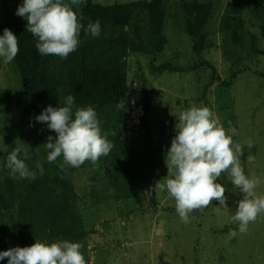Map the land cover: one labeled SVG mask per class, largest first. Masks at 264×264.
I'll return each instance as SVG.
<instances>
[{"label": "rangeland", "instance_id": "obj_1", "mask_svg": "<svg viewBox=\"0 0 264 264\" xmlns=\"http://www.w3.org/2000/svg\"><path fill=\"white\" fill-rule=\"evenodd\" d=\"M95 1L113 4L138 0ZM180 1H164L168 16L163 29L166 38L163 50L155 57L141 52L131 54L127 60L128 84L134 86L137 82L139 92L140 85L145 83L151 98L147 121L153 146L152 164L145 162L146 169L139 177L131 178L129 185L119 180L116 199L111 187L106 191L105 176L98 164L74 173L79 205L90 230L86 238L70 242L81 245L86 264H264V217L251 223L246 233L229 239L231 230L238 232V224L231 223L230 216L235 214L237 201L243 194L232 186L226 173L217 182L226 187L229 208H218L219 201H214L203 212H193L187 224L181 222L175 211L174 200L155 188L156 181L168 173L165 157L176 135L175 115L193 106L210 108L225 129L231 121L237 132L233 140L244 147L241 163L245 174L264 181V38L259 37L255 53L249 52L248 35L244 40L247 51L234 45L220 30L221 17L229 0H215V10L207 27L209 46L204 58L216 66L221 80L229 81L238 71L231 86H222L229 91L227 96L225 90L219 89L222 88L219 81L212 80L209 67L189 69L199 59L193 54L190 36L184 32L183 25L178 24ZM22 3L23 0H0V18L7 12L15 13ZM250 29L258 36V27ZM236 48L243 55V61L233 67L231 63L235 58L228 59V53H234ZM164 62L181 70L155 68ZM16 71L14 60L6 64L0 58V149L7 150L8 134L15 140V148L22 143L30 145L29 155L32 153V156L25 162L35 171L37 162L33 149L42 123L35 121L38 115H26L18 109L13 97L19 86ZM225 100L231 104L222 108ZM100 121L102 130L107 132L108 127L103 125L108 122ZM108 139L111 140L110 135ZM248 140L253 141L251 149L246 146ZM137 148L141 147L137 145ZM12 151H7L8 156ZM249 154L255 156L251 164L247 162ZM3 156L4 153H0V173L19 177L7 167L8 156L6 159ZM257 192L264 194V183ZM94 193L101 198L99 206L91 200ZM228 225L233 228L225 230Z\"/></svg>", "mask_w": 264, "mask_h": 264}, {"label": "trees", "instance_id": "obj_2", "mask_svg": "<svg viewBox=\"0 0 264 264\" xmlns=\"http://www.w3.org/2000/svg\"><path fill=\"white\" fill-rule=\"evenodd\" d=\"M164 1L102 4L86 0L81 8L75 10L85 17L82 21L85 27L89 21L94 23L98 20L101 34L92 37L82 30L78 49L66 59L41 55L35 47L37 39L26 31L27 21L17 16L16 12H7L0 18V35L5 28H9L19 41V53L14 58L19 86L13 97L22 113L40 115L49 105L54 108L64 106L66 97L71 95L74 97V110L92 106L98 119L108 122L103 125L108 127L107 131L115 130L116 135H110L113 149L96 163L103 170L106 191L109 187L114 190V199L119 195L116 190L119 180L129 185L131 178L139 177L146 169L145 162L152 164L153 146L147 121L151 98L145 83L140 85L139 92L128 84L127 60L131 54L141 52L155 57L163 50L166 43L163 29L168 16ZM215 6V0H181L178 24H182L184 32L190 36L193 54L199 59L189 69L207 66L212 70V80L219 81L221 87H229L238 71L232 74L229 81L221 80L216 66L204 58V51L209 46L207 27ZM250 27L259 28L258 36ZM220 30L244 51H247L244 40L248 35V51L255 53L259 37L264 38V0H229L221 17ZM231 58H235L231 63L233 67L243 61V55L237 48L234 53H228V59ZM155 68L181 70L168 62ZM219 89L225 90L224 87ZM133 90L137 102L145 111L138 124L129 121L128 93ZM225 91L228 96L229 91ZM121 100H124L125 107L120 111L116 105ZM230 104L225 100L222 108ZM12 128L13 125L9 132ZM49 135L57 137L58 134L42 123L33 151L35 161L44 167L43 176L39 175L37 168L34 180L0 173V252L18 246H31L36 240L47 243L75 241L89 234L73 180L76 171L88 166L94 168L96 164L86 161L78 168L66 166L67 171L62 172L59 168L62 157L55 163L47 162L44 143ZM7 138V150L0 149L4 159L8 150H14L16 143L11 134ZM31 156L32 153L29 158ZM91 200L95 206L102 203L95 193ZM231 228L233 226L228 225L225 230ZM0 264H8V258L0 260Z\"/></svg>", "mask_w": 264, "mask_h": 264}, {"label": "clouds", "instance_id": "obj_3", "mask_svg": "<svg viewBox=\"0 0 264 264\" xmlns=\"http://www.w3.org/2000/svg\"><path fill=\"white\" fill-rule=\"evenodd\" d=\"M85 3L86 0H23L16 15L27 21L26 31L37 39L35 47L41 55L66 59L78 49L82 30L92 37L101 34L98 20L94 23L89 21L85 27L82 23L85 17L75 10ZM18 53V37L11 29L5 28L0 35V58L6 64L11 63ZM116 107L120 111L124 109V100ZM175 116L176 135L165 157L168 173L156 181L155 188L174 200L175 211L181 222L187 224L193 212H203L214 201H219L218 208H229L226 187L217 182L226 173L232 186L243 194L237 201L235 214L230 216V222L238 224V232L231 230L229 239L238 233H246L251 223L264 217V194L257 192L264 181L245 174L241 163L244 147L233 140L236 129L231 121L225 129L207 106H193ZM35 121L45 123L49 130L58 134L57 137L49 135L44 146L48 163H55L62 157L59 163L62 172H66L67 167L78 168L86 161L96 164L114 147L108 136H115V130H102V122L92 106L74 110V97L71 95L66 97L64 106L54 108L49 105L35 117ZM246 146L251 149L253 141H246ZM31 150L30 145L22 143L8 156L7 167L21 179L37 178V172L30 170L25 162ZM254 160L255 156H247L249 164ZM36 168L43 176V165L38 162ZM5 258H8V264H86L81 245L68 240L52 243L36 240L31 246L0 252V260Z\"/></svg>", "mask_w": 264, "mask_h": 264}, {"label": "built area", "instance_id": "obj_4", "mask_svg": "<svg viewBox=\"0 0 264 264\" xmlns=\"http://www.w3.org/2000/svg\"><path fill=\"white\" fill-rule=\"evenodd\" d=\"M137 86V83H134V87ZM129 97V121L133 124H138L141 122V117L145 115L144 108L142 104L137 102V99L134 95V92L131 91L128 94Z\"/></svg>", "mask_w": 264, "mask_h": 264}]
</instances>
